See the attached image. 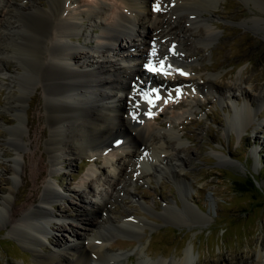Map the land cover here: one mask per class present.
I'll return each instance as SVG.
<instances>
[{"label":"bare ground","instance_id":"obj_1","mask_svg":"<svg viewBox=\"0 0 264 264\" xmlns=\"http://www.w3.org/2000/svg\"><path fill=\"white\" fill-rule=\"evenodd\" d=\"M18 1L0 0V69H8L10 59L25 63L23 70L12 71V84L8 85L5 96L4 107L16 120L9 127L7 138L18 144V149L22 148L23 115L28 111L24 103L32 87L27 84L36 81L43 92L45 112H49L46 117L49 135L46 136L45 128L38 130L39 127L34 125L28 129V137L31 145L39 148L43 139L48 158L45 160V155L38 154L37 149L24 153L25 163L20 173L19 158L13 157L9 169L12 178L15 180L20 175L29 188L19 192L17 197L13 196L12 186L3 189L0 217L8 212L6 228L30 250L33 263L119 262L125 253L110 252L111 239L116 235L137 238L144 227L152 228V223L148 224L128 211H119L112 204L122 194L131 195L133 186L125 175L132 166L137 167L139 175H152V172L156 176L169 175L179 188L182 205L176 201L167 204L163 215L177 208L181 213L177 218L181 222L190 215L200 222L207 221L200 207L190 200L191 183L183 172L187 160L179 153L183 150L179 147L183 139L174 126L184 115L194 114L202 104L199 103L201 96L218 91L214 74L196 76L192 71L195 68L191 67L190 60H186L187 56H192L186 52L185 45L191 41L207 48L218 38L213 13L220 0H47L46 3L24 0V4ZM246 1L254 7H264V0ZM240 15L241 8L233 17ZM243 22L264 31V16H252ZM94 26L100 28V33L92 34L90 30ZM113 50L121 53V59L115 57ZM199 51L201 49L196 47L193 49V52ZM127 61H131L130 66L125 64L129 63ZM21 78L28 83H23ZM140 80L146 84V89H138ZM257 86L241 88L236 83L235 89L239 93L231 88L228 91L236 103L226 118L228 131L235 127L242 129L256 120L252 101L264 106V87ZM155 94H160L161 99L153 108L150 104ZM237 95L244 97L240 105ZM38 102L39 99L36 106ZM165 102L172 107L188 104V108L173 115L168 126L162 128L157 115ZM256 124L253 132L264 127V118L258 119ZM169 144L173 145L174 152L168 148ZM212 154L220 161L234 163L222 151ZM65 156L70 160L87 156L95 164L97 160H103L106 166L112 167L115 175L101 176L99 168L92 166L81 179L80 187L70 189L80 201L75 220L84 224L81 227L85 231L71 227L77 239L74 242L60 243L54 235H49L51 248L45 245L44 238L49 234L45 224H50L54 216L65 218L53 212L52 203L64 197L60 210L74 211L65 200L64 193L69 187L60 191L55 182L46 178L64 164ZM97 172L93 180L100 187L101 197L92 194L87 198L82 190L91 188ZM4 179L0 176V182ZM132 196L137 201L140 198L135 194ZM12 197L14 203L9 206ZM120 201L129 202L127 198ZM63 221L54 222V225L66 229ZM193 249V244H189L177 260L157 259L153 264H193L196 257ZM136 250L145 252L146 246L139 244ZM247 264H264V245L259 246L255 257Z\"/></svg>","mask_w":264,"mask_h":264},{"label":"rangeland","instance_id":"obj_2","mask_svg":"<svg viewBox=\"0 0 264 264\" xmlns=\"http://www.w3.org/2000/svg\"><path fill=\"white\" fill-rule=\"evenodd\" d=\"M18 2L24 4L26 1ZM43 2L46 3L47 0ZM259 6L254 7L246 0H220L216 12L213 13V20L219 31L218 38L207 48H202V44H194L191 41L185 45L186 52L192 56H187L186 60L191 61L190 65L195 68L192 71L196 72V76L214 74L217 81L218 91L208 92L205 96L203 95L204 98L201 96L199 103L202 104L194 111V114L184 115L174 126L183 139V143L179 146L183 150L179 153L187 160L183 172L191 183L190 200L200 207L207 221L200 222L198 218L190 215L187 220L181 222L177 218L181 215L177 208L169 210L170 214L163 215V209L167 204L172 205L176 201L177 204L182 205L179 188L175 186L169 175L162 174L158 177L150 176L148 173L139 175L137 167L132 166L125 175L128 183L133 186L131 195L118 196L120 200L127 198L129 202L122 204L117 198L112 204L119 211H128L148 224L152 223V228L144 227L137 238L116 235L111 239L110 252L125 253L119 259L120 263L117 262L118 264H151L152 261L153 264L157 259L177 260L189 244H193V254L196 256L193 264H247L255 257L259 246L264 245V127L257 128L258 131L253 132L257 125L256 121L264 118V106L258 105V102L253 100L256 120L242 129L235 127L228 131L226 128L228 113L233 112V105L236 104L234 98L228 93L230 88L231 91H236V83L240 84L241 88H248L249 85L264 87V31L256 28L252 23L243 24L244 19L258 15L264 16V7ZM240 8L242 15L234 18V13ZM90 31L96 34L92 29ZM195 47L201 51L193 52ZM8 61V69H0V176L5 178L0 182V197L5 194L3 189L5 190L8 186L13 187V196L17 197L19 192H25L29 185L25 184L20 175L15 180L12 178L9 170L13 163L12 159L19 158L20 173L25 163L24 153L37 149L38 154L43 153L47 160L48 154L44 150L43 139L40 141V148L34 144L32 146L28 129H32L34 125L39 127L38 130L45 128L46 136H48L49 124L46 117L49 112H45L40 86L38 87L36 81L32 84L29 82L27 85L32 87L29 88V94L26 95L24 103L28 111L23 115L25 124L20 142L22 148L18 149V144L12 140L9 141L7 138L9 127L15 124L16 120L13 113L4 107L5 96L8 85L12 84V71L23 70L25 63L19 59ZM152 71L154 74L157 73L156 70ZM22 76L23 74L20 77ZM21 79L23 83H28L26 79ZM199 81L202 82V79ZM146 87V84L141 81L138 89L144 90ZM123 97L126 98L125 94ZM37 99H39L38 106H36ZM236 99L237 104L240 105L244 97L237 95ZM164 105L157 115V121L162 128L168 126L173 115L180 114L188 108L186 106L188 104L172 107L165 102ZM172 147V144L168 145V148L174 152ZM186 148L188 150H185ZM219 151L224 152L228 160L234 163L220 161L212 154ZM65 159L64 164L46 178L55 182L60 191L69 187L64 193L65 200L74 207V211L67 213L60 210L64 197L55 199L52 203L55 208L53 212L62 214L65 218L54 216L50 224H45L49 234L43 238L45 245L51 248L52 245L48 241L49 235H54L60 243L74 242L77 239L71 227L85 231L81 227L84 224L75 220L80 201L72 191L73 188L80 187L81 179L89 173L92 166L99 168L101 176L106 173L113 175L111 167L98 162L99 160L95 165L87 160V156H81L76 160H70L68 156H65ZM95 178L93 176L92 180ZM94 180L91 188L82 186L85 188H82V191L87 198H91L92 194L95 197H101L100 187ZM104 187L107 185L105 184ZM134 194L140 197L138 201L132 196ZM13 200L14 197L11 198L9 206L13 205ZM110 215L114 216L115 213ZM7 218L6 211L0 217V264H34L30 250L24 248L6 228ZM62 220L67 226L66 229H58L57 224L54 225V222L61 223ZM139 244L146 246L145 252L136 250ZM137 251L141 252L140 255Z\"/></svg>","mask_w":264,"mask_h":264},{"label":"trees","instance_id":"obj_3","mask_svg":"<svg viewBox=\"0 0 264 264\" xmlns=\"http://www.w3.org/2000/svg\"><path fill=\"white\" fill-rule=\"evenodd\" d=\"M244 190V189H243Z\"/></svg>","mask_w":264,"mask_h":264}]
</instances>
